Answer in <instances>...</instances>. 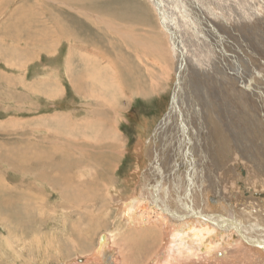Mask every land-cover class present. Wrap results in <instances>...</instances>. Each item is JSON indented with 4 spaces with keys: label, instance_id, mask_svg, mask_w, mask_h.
<instances>
[{
    "label": "bare ground",
    "instance_id": "bare-ground-1",
    "mask_svg": "<svg viewBox=\"0 0 264 264\" xmlns=\"http://www.w3.org/2000/svg\"><path fill=\"white\" fill-rule=\"evenodd\" d=\"M4 2L7 3L8 0ZM171 2L174 3L175 0ZM167 4L171 6L170 1L168 3L166 0H24L9 13V19L13 20L17 28L14 30L15 34L11 35L15 37V40L29 39V42L34 41L39 47L44 46L47 39L58 41L65 38L68 41H76V46L81 47L82 51L88 48L95 53L91 58L81 56V62L86 64L90 61L96 65L98 61V65L104 64V67H111L113 72L109 83H113L114 79L116 85L122 88L139 79L137 74L140 73V65L148 70L146 63L149 60L161 61L169 65L171 59V65L174 63L177 66L175 70L178 83L174 90V99L171 100L169 115L180 116L177 98L181 91L189 92V86H192V103L203 108L204 111L208 110L212 116L226 125L220 138L219 134L215 136L213 133L210 134L212 139L207 148L193 146L186 149L184 144L177 147L169 146L166 151L168 155L157 158L159 162L166 160L165 162H168L170 166L178 156H184L186 153L185 156L189 154L192 157L196 153L199 156V169H207L206 175L198 174V177L204 176L205 181V184L200 186L191 187L187 180L183 181L187 179L186 175L182 177L183 182L174 179L175 181L169 186H166L167 184L153 186L152 174L156 169L153 171L144 169L142 174L145 178L141 181L139 177L132 185L135 186V191L130 189L125 196L106 195L113 182L112 169L117 155L123 153L117 138L112 133L105 138V141L100 144L94 143L91 147L85 142H81V146L78 144L81 149L79 157L68 159L65 156L66 160L59 159L54 166H51L54 172H59L55 174L52 184L63 186V190H60L62 196L68 195V191L72 189L78 193L81 192V204L78 203L82 209L81 224L87 227L84 235L81 233V239L85 241L90 238V235H87L89 231L97 227L103 228L105 220L102 212L106 214L109 204L115 209L117 214L115 217L119 216L127 228L121 231L123 234L121 236L110 232L102 233L88 254L61 264H107L108 262L104 260L107 251L115 264H128L125 261L127 253H124L121 244L127 236L129 240L126 241L129 243L125 242L127 245H123L125 249L131 251L132 257L138 259L143 255L145 259L147 251H151L150 259L144 264H264V197L259 195L261 191L264 192V178L257 170L255 171L258 169L264 174V166L261 165L262 160L264 161V148L255 144V139L253 140L254 136H258L253 131L254 114L262 112L264 102L259 97H253L252 92L241 89L242 87L237 84L229 85L227 81L221 84L220 81H216L221 76L223 78V73L226 76L227 73L233 76L230 72L233 68H230V65L232 59L236 61L239 59L238 54H243L240 48L253 56L256 51H263L260 36H264V0H190V7L200 10L206 21L217 24L219 27L222 24L232 25V23L238 27L241 23L238 28L227 27L231 32L230 36L222 35V38L219 36L218 44L210 42L208 38L199 35L200 33L195 35V31L192 30L195 26L192 29L187 28L185 22L177 20L172 8H169ZM65 10L74 11L75 17H81L85 21H81V24L77 26L81 27V33L78 35L66 25L65 22L70 23L69 20L73 19V16L65 14ZM244 22L254 25L257 30L240 28ZM183 71L182 75L180 72ZM107 91L108 88L105 92ZM188 103L190 102L186 101L185 105L183 104L187 114L191 113L192 109ZM236 103H242L241 117L249 116L251 123L245 124V121L242 123L238 115H232L231 109L235 108ZM100 113L103 112L100 111ZM194 120L196 124V119ZM240 126L252 128L253 137L251 144L246 142L244 145L243 142L244 146L241 148L243 147L244 150L241 149V151L239 142L244 139L241 133L243 139L239 137L240 140L235 144L236 150L240 152L243 159L252 162L253 167L250 164L243 166L235 164L232 169L233 166L227 163L230 161V152L233 149L231 140L233 136L230 138L226 131L232 128L237 130ZM186 129L183 126L178 127L177 133L171 132L173 138L182 135L185 139L186 133L189 132ZM156 133L158 136L162 135V140L167 138L164 136V129H158ZM111 135L115 140L114 145L108 141ZM169 137L171 138L170 134ZM262 137H260L261 140L264 139ZM40 138L38 141L50 143L47 138L42 136ZM58 142L59 140L55 142L53 139L52 143L55 145ZM136 147L140 148L139 145ZM209 148H212L210 151L215 158H209L205 153ZM18 151L17 153L15 151V155L22 153L21 150L20 153ZM25 157L27 158L26 155ZM16 167L18 168L17 165ZM72 168L77 170L72 171ZM231 169L233 172L246 170L249 176L245 181L251 182V177L255 175H258V179L261 177L263 181L255 182L254 188L250 191L244 190V185L240 181L243 193L248 195L244 200L237 199L236 208H228L232 198L236 199V195L240 192L235 190V193V188L231 187L233 184L225 178ZM239 175L236 171L235 179ZM256 183L261 184L260 189L256 190ZM64 192H66L65 195ZM102 192L105 194L100 196ZM83 193L87 194L86 198ZM213 196L218 198L217 202L214 201ZM15 199L19 200V198ZM74 199L75 197L71 198V200ZM6 205L9 207L11 202L7 201ZM155 233L159 238V246L152 247L154 249L152 251Z\"/></svg>",
    "mask_w": 264,
    "mask_h": 264
},
{
    "label": "rangeland",
    "instance_id": "rangeland-1",
    "mask_svg": "<svg viewBox=\"0 0 264 264\" xmlns=\"http://www.w3.org/2000/svg\"><path fill=\"white\" fill-rule=\"evenodd\" d=\"M4 1L0 0V264H61L88 254L102 233L110 232L121 236L123 235L121 231L127 229L120 217H115L117 215L115 209L109 204L106 214L102 212L105 220L103 228L97 227L87 233L90 235L89 239L85 241L81 239V233L84 235L87 229L86 225L81 224L82 209L81 205H78V203L81 204V192L78 193L72 189L68 191V195L64 192L66 195L62 196L60 190H63V186L52 184L55 174L59 172H54L51 168L59 159L66 160L65 156L68 159L79 157L81 149L78 144L81 146V142L88 143L91 147L94 143L100 144L105 141L110 133L117 138L123 153L117 155L112 169L113 182L106 192L108 196H125L130 189L135 191V186L132 185L139 177L141 181L145 178L142 174L144 169L145 171L156 169L153 173L156 175L152 174L153 186L156 184L169 186L175 181L174 179L178 182L187 180L191 187L205 184L204 176L198 177V174L206 175L207 169H199V156L196 153H194L196 156L192 157L189 154L185 156L186 153L184 156H178L170 166L168 162H165L166 160L159 162L160 160L157 159L168 155L166 151L169 146L177 147L184 144L186 149L193 146L207 148L212 139L210 134L213 133L214 136L219 134L220 138L221 133L226 129V125L212 116L208 110L204 111L203 108L192 103V86H189V92L181 91L179 96L177 92L180 116H172V118L169 115L171 100L174 99L173 94L178 83L175 70L177 66L174 63L171 65V59L169 65L161 61L149 60L146 63L148 70L140 65V73L137 74L139 79L122 88L116 85L114 79L113 83H109L113 72L111 67H104V64L98 65V61L96 65L90 61L86 64L81 62V56L91 58L95 53L88 48L82 51L81 47L76 46V41H68L65 38L58 41L47 39L46 44L39 47L34 41L29 42V39L21 40L22 42L15 40L12 36L17 28L13 20L9 19V13L24 0H8L7 3ZM166 1L168 3L170 1V7L177 20L185 22L189 29L195 26L192 29L195 35L200 33L199 35L208 38L214 44L219 43L222 35L230 36L231 32L227 27L238 28L241 24L238 27L234 23L222 24L219 27L217 24L206 21L200 10L190 7V0H175L174 3L171 0ZM169 5L167 4L168 7ZM66 13L73 16V19L69 20L70 23L65 22L66 25L78 35L81 33V27L77 26L81 24V21H85L81 17H75L74 11L65 10ZM240 28L257 30L248 22H244ZM260 37L263 51H256L254 57L240 48L243 54H238L239 59L236 61L232 59L230 65V68H233L230 72L235 78L228 73L226 76L222 72L223 78L221 76L216 81H220L221 84H225L226 81L229 85L237 84L242 87L241 89L252 92L253 97H259L264 102V36ZM228 54L231 55L230 52ZM180 73L183 75L184 71ZM107 88L108 91L105 92ZM183 88L186 89L184 86ZM186 101L191 103H188L192 108L189 115L183 106ZM236 102H238L237 99ZM241 109H243L242 103H236L235 108L231 109L232 115H238L242 123L244 121L245 124L251 123L249 116L241 117ZM100 111L103 113L101 114ZM262 112L257 114L252 112L255 116L253 131L264 138V109ZM193 118L196 119V124ZM226 122L228 123L227 120ZM180 126L188 128L186 130L189 132L187 131L185 139L182 135L181 137L176 135L177 137L173 138V134L177 133V128ZM169 127L171 128L168 129ZM158 129H164V136L167 137L165 140L161 139L162 135L158 136L156 133ZM251 130L252 128L240 126L237 130L232 128L226 131L230 138L233 136L231 138L233 149L230 152V161L227 163L233 166L232 169L235 164L240 166L250 164L253 167L252 162L240 156L235 145L240 140L239 137L243 139V136L244 139L239 142V150L246 142L251 144L253 137ZM113 135L108 140L111 145L115 142L112 139ZM41 136L47 138L50 143L38 141ZM258 136H254L253 140L255 139V144L264 148V139L261 140ZM53 139L59 142L53 145ZM137 145L140 146L139 149ZM211 149L209 148L205 153L209 158H215ZM15 151L16 153L18 151L21 156L15 155ZM247 152L249 153V149ZM261 163L264 166L263 160ZM232 169L225 178L233 184L231 187L235 188H233L235 193L240 192L236 195V199L232 198L228 208H236L237 199L244 200L248 195L243 193L244 190L250 191L254 188L255 182L259 180L263 182L261 179L264 178L263 172L255 169L263 176L262 178L258 179V175H255L251 177V182H248L245 181L249 176L246 170L241 172L236 170L240 175L235 179L236 171L233 172ZM76 170L72 168V171ZM185 175L187 179L181 181ZM240 181L244 185V190L239 184ZM256 185V190L260 189L261 184L256 183ZM104 192L100 193V196H103ZM83 195L86 198L87 194L83 193ZM74 197L75 199L71 200ZM15 198L19 200L16 201ZM213 199L215 202L218 200L215 196ZM7 201L11 202L9 207L6 205ZM15 202L19 205L16 206ZM154 238L151 249L159 246L156 233ZM126 240H129V236L121 244L124 253H127L125 261L128 264L135 262L144 264L150 259L151 251H147L146 260L143 255L138 259L132 257L131 251L125 249L123 245L129 243ZM244 242L246 243V240ZM82 244L85 246H81ZM108 255L107 251L105 262L115 264L113 258L110 255L109 258Z\"/></svg>",
    "mask_w": 264,
    "mask_h": 264
},
{
    "label": "water",
    "instance_id": "water-1",
    "mask_svg": "<svg viewBox=\"0 0 264 264\" xmlns=\"http://www.w3.org/2000/svg\"><path fill=\"white\" fill-rule=\"evenodd\" d=\"M259 195H261L262 197H264V192L263 193H260Z\"/></svg>",
    "mask_w": 264,
    "mask_h": 264
}]
</instances>
